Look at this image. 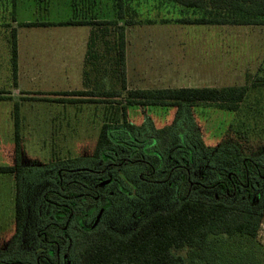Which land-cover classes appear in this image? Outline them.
Masks as SVG:
<instances>
[{
    "label": "trees",
    "instance_id": "obj_1",
    "mask_svg": "<svg viewBox=\"0 0 264 264\" xmlns=\"http://www.w3.org/2000/svg\"><path fill=\"white\" fill-rule=\"evenodd\" d=\"M33 1L39 6L49 2ZM129 1L112 0V19L99 20L93 13V5L89 0H68L67 7L71 15L67 20L19 23V27L27 28L88 27L90 30L82 67V89L58 93L22 92L27 96L21 97V100L54 102L64 106L85 103L110 105L118 103L114 102V99L124 97V105L119 110L109 106V113L105 107L92 156L66 158L47 166L49 169L60 171L64 179L60 185L56 175L55 192L46 190L41 201L55 200L59 205L60 198L56 194L59 192L66 198L63 201L65 206L60 204L58 208H50V212L57 213L55 225L50 226L47 231L48 238L57 241V245L52 246V253L57 249L60 254L68 250L75 264H220L216 250L223 237L232 244L249 246L247 251L238 248L235 253L238 252V259L250 258L254 253L252 249L264 213V151L255 152L251 147L244 146L243 143L249 144L244 134L235 142H222L216 147H208L204 144L192 115V108L197 104L215 105L220 110L236 112L246 100L249 88L229 86L129 89L126 33L129 27L137 23L135 18L132 19L137 12L130 8ZM133 1L138 4V0ZM165 1L179 9L201 13V16L195 19L175 20L178 24L264 25V0ZM10 5L11 21L15 23L16 0H10ZM5 26L10 28L12 88L18 89L17 30L8 24ZM254 87L264 88V78H259ZM40 96L56 99L49 100ZM10 99L0 94V101ZM138 107L151 112H169L173 109H176V112L169 125L156 128L149 115L140 125L128 120L127 111ZM19 109L20 103L15 101L12 106L15 165L0 167V174H13L16 180L13 203L14 232L6 245L0 248V260L10 261L15 260L25 224L27 211L22 196V183L30 171L22 166L21 162ZM118 112L121 113L119 116ZM175 146L178 149L176 159L179 166L193 167L195 175L190 186L186 168H178V171L185 175L178 182V194L174 188L166 185L149 189L142 187L143 183L137 178L138 173L124 166L127 159L136 160L143 156L155 170V173H151V179L154 180L155 176L160 174L158 170L161 171L167 165L165 160L157 162L153 154L159 152L165 159L170 148ZM130 150L132 153L128 156ZM109 160L114 162L111 173L113 181L109 186L110 190L114 191V198L107 213H111L112 217L119 215L123 219L126 209L130 206L139 208L153 205L155 210L149 215L144 213L145 217L134 229L123 235L111 232L104 226L78 233H74L69 227L65 238L61 229L66 222L70 225L74 220H86L92 216L95 207L92 197L94 177L90 171L100 163L102 166L99 169H106ZM235 160L248 162V165L253 161L257 174L249 172L246 177L245 171L241 170L243 164H235ZM151 167H148V172ZM229 175L232 176L231 180L227 178ZM169 177L170 172L161 180L168 181L166 179ZM127 179L134 185L133 189L127 190L130 193L134 190L135 195H122L118 192L126 186ZM232 180L237 188L233 187ZM246 181L247 189L244 188ZM79 193L89 195L80 198ZM247 194H251V197L248 198ZM89 222L88 220L86 223ZM68 241L71 242L70 246ZM260 264H264V251L261 252Z\"/></svg>",
    "mask_w": 264,
    "mask_h": 264
},
{
    "label": "rangeland",
    "instance_id": "obj_2",
    "mask_svg": "<svg viewBox=\"0 0 264 264\" xmlns=\"http://www.w3.org/2000/svg\"><path fill=\"white\" fill-rule=\"evenodd\" d=\"M89 1L93 5V13L99 20L113 18L112 0ZM67 2L68 0H49L48 4L43 3L39 6L33 0H16V22L12 23L10 0H0V94L11 98L3 101L0 109L5 114V122L6 113L12 111L14 102L18 101L21 110L29 112L26 116L29 122L33 119L32 127L36 128V131L31 132L34 134L32 142L25 145L21 161L22 166L30 170L22 183V196L27 211L24 240L30 242L29 245L26 243L20 245L21 255L27 252L28 246L37 244L32 238L38 218L35 210L41 206L44 192L56 190L54 177L58 170L49 169L47 166L57 160L92 156L105 107L110 113L109 106L117 107L119 110L124 105V97L114 99L116 100L114 102L118 103L110 105L91 103L63 105L66 117L60 118L57 124L62 135H51L49 133L53 129L48 127V124L55 121L50 118L57 117L53 115L55 109L61 110L55 106L61 108L62 106L54 102L21 100V97L27 96L22 94L25 91L35 94L48 89L68 91L80 88V62L89 28L19 27V23L67 20L71 15ZM137 3L129 1L130 8L137 12L136 17L132 18H135L136 25L129 27L126 33L129 88L248 86L246 100L236 112L223 111L215 105L197 104L192 108V115L206 146L216 147L222 142H235L244 134L249 141V144L243 143L244 146L251 147L255 152L264 151V88H253L259 78H264V25L178 24L174 21L183 18L195 19L200 17L201 13L179 9L165 0H138ZM5 24L17 30L21 77H26L30 70L41 72L40 78L35 81L30 82L22 77L19 89L12 88L10 28ZM65 47L68 51L67 62L66 66L62 65L66 67L62 70L67 72V79L63 71L62 77L59 76L61 65L59 54L66 52ZM34 54L35 62L30 58ZM63 56L66 55L63 53ZM52 82L55 86L51 85ZM49 83L50 86H47ZM43 97L49 100L56 99L40 96ZM175 112L176 109L169 112L165 110L151 112L138 107L130 108L126 114L128 120L135 125H140L149 115L155 127L162 128L172 122ZM49 114L51 116L48 117ZM120 114L118 112V116ZM3 129L4 140L8 137L5 134L9 131L6 127ZM59 140L62 142L59 143ZM6 145L5 140L4 146ZM112 193L113 198L114 191ZM103 194L107 195V191ZM153 207V205L139 208L130 206L126 212L132 213L131 217L137 212L149 215L155 210ZM12 211L10 201L4 198L0 205V248L6 245L14 232ZM124 218H120L119 215L112 217L111 213H107L104 218L105 227L111 232L123 235L136 225L134 220L127 221L125 216ZM219 243L216 251L220 257V264H260L261 252L264 251V213L252 249L254 252L252 257L241 259L236 257L239 255L238 252L235 253L238 248L245 252L249 246L232 244L223 237Z\"/></svg>",
    "mask_w": 264,
    "mask_h": 264
},
{
    "label": "flooded vegetation",
    "instance_id": "obj_3",
    "mask_svg": "<svg viewBox=\"0 0 264 264\" xmlns=\"http://www.w3.org/2000/svg\"><path fill=\"white\" fill-rule=\"evenodd\" d=\"M176 151H178L177 146L171 147L165 159L162 158V154L159 152L153 154L157 162H161L165 160V163L167 165L161 171L158 170L160 174L158 176H155L154 180L151 179L152 177L151 173L153 171L155 173V170H153V168L149 164L150 162L145 160L143 156H140L139 159L136 158V160L127 159V161L124 163V166L130 168L131 171L133 169L134 173L135 172L138 173L137 178L140 182L143 183L141 184L142 187H146L149 189L157 185L159 186L166 185L171 189L174 188V191L177 192L178 194V189H177L178 182L182 180L185 177V175L182 172L178 171L179 167L183 168L184 166L183 165L179 166V161L178 159H176L177 157ZM131 153H132L131 150L128 151L127 153L128 156L131 155ZM109 162L110 163L107 164L106 169L100 170L99 168L100 166H102V164L100 163L98 164L97 167L94 166V168H92L90 171L92 176L94 177L92 184V190H93L92 197L95 202V207L92 216L90 217V219L87 218L86 220L85 219L84 220L79 219L77 221L74 220L70 223V225L68 224V222H66L61 229L62 232L64 233L65 238H66V231L69 227L72 231H74V233H78L81 231H88V230H97L101 228V226L105 227L104 218L105 215L107 214V210L109 209V207H111L110 205H112V201L114 198V196L112 198L113 190H110L109 188L111 182L113 181L111 173L113 172L114 162L113 160H109ZM238 162L243 164V168L241 170L245 171L246 177L248 176L249 172H251L253 175L257 174V167L253 161H250L249 165L248 162L246 163L245 161L235 160V164H238ZM149 166L151 167L150 172H148ZM184 168H186L187 171V175H186L187 182L189 183L190 186H192V180L195 176L193 167L191 168L188 165ZM168 172H170V177L166 179L168 181H162L161 178ZM56 175L59 177L60 185H61V182H63L64 177H61L60 171H58ZM227 178L228 180H231L232 176L229 175ZM246 182L247 184L244 186L245 189L248 188V181ZM130 183L131 181L127 179L126 180L127 187L125 186L124 188H121L122 190L118 192L122 195L124 194L135 195L134 190H132L133 193L128 192L129 189L134 188V185L132 186V184ZM233 185L234 188H237L234 181H233ZM240 186H242L241 183ZM104 191H107V195L103 194ZM52 192H55V190H53ZM56 194L60 198V202H61L60 204H62V206H65V203H63V201H65L66 198L63 197V194H61L60 192ZM86 194L89 195V193H85V194L79 193L78 196L81 198L83 195ZM253 194L255 195V192ZM247 197L248 198L251 197V194H247ZM54 199L55 198H53V200ZM60 204L58 205L55 200L52 201L49 199H44L41 206H39V208H36L35 210V215H37L38 218L36 220L37 222L36 230L32 234V238L33 240H36L37 244L36 245L32 244L31 247L28 246L27 252L22 253V255L21 253H19L20 245L22 243L23 244L26 243L27 245H29L28 243L30 242L24 240V235H25V224H24L23 232L18 242V250L15 255L16 257L14 258L15 260L10 261V260L2 259L0 260V264H75L73 257L70 254H68V250L65 253L60 254L59 250L57 249V251L54 252L53 254L52 246L57 245V241H51L47 236V231L50 229V226L55 225L54 220H56V215H57L55 211L53 213L50 212V210L52 209L51 206L58 208L59 206H61ZM131 214L132 213L126 212L125 214L126 220L127 221L134 220V223L136 225L141 219L145 217V215L142 212L135 213L133 217H131ZM88 220L90 222L86 223ZM133 229L129 230L127 233L131 232ZM70 244L71 242L68 241V246H70Z\"/></svg>",
    "mask_w": 264,
    "mask_h": 264
},
{
    "label": "crops",
    "instance_id": "obj_4",
    "mask_svg": "<svg viewBox=\"0 0 264 264\" xmlns=\"http://www.w3.org/2000/svg\"><path fill=\"white\" fill-rule=\"evenodd\" d=\"M89 34H90V30L88 31V35H87V38H86V41H85V44H84V53L82 55V59H81V62H80V65H81V69H80V86H79L80 88L79 89H74V90H68V91H55L54 89H52V91H51V90L48 89L45 92H35V93L70 92V91H77V90H81L82 89V67H83V62H84V58H85L86 44H87V41H88ZM18 43L19 42H17V45H18ZM66 49L67 48L65 47V50ZM17 50H18L17 52H18V89H19L21 81H22L21 78L24 77V76L21 77V71H20V62H21V60H20L19 47H18ZM63 53L66 56H63ZM67 53H68V51L66 50V52L63 51V52H60V54H59V61H60V64H61L60 68H59V70H60L59 76L60 77H62V75H63L62 74V71H63L62 68L64 66H62V65L66 66ZM30 58H32L33 61L35 62L34 59L36 58V55L34 54ZM126 64H127V53H126ZM65 68L66 67H64V70H65ZM63 72H64L65 79H67L68 78L67 72H65V71H63ZM40 73H39L38 70H35V71L30 70L28 72L27 76L24 77V78H27L28 81H30V82L31 81H35V79H39L40 78ZM64 77H63V79H64ZM127 84H128V74H127ZM51 85H54V82H52ZM47 86H50V83ZM128 88H129V84H128ZM132 89H138V88H132ZM25 92L28 93L29 91H25ZM29 93H34V92H29ZM34 101H37V100H34ZM2 102L3 101H0V105H2ZM30 102H32V101H30ZM55 104H58V103H55ZM60 105L62 106V108L59 107V106H55V107L56 108L58 107L61 110H56L55 109V111L53 113V115H56L57 117L50 118V120L55 121V122H52V123L50 122L51 126L48 124V127L53 129L49 133L51 135H55V134L56 135H62L61 134L62 133L61 129L58 128L57 124H59V121L61 120L60 118L65 119L66 114H65V110H63L64 109L63 105L62 104H60ZM26 113H29V112L22 111L21 110V105H20L19 118H20V132H21V137H22V141H21V161H22V154H23V152L25 150V145H27L30 142H32V136L34 137V134L31 133V132H33V130L36 129V128L32 127V126H34V124L32 122L33 119H31V121L29 122L28 117L26 116ZM4 115H5L4 112L1 111V109H0V167H12V166L15 165L14 140H13V113H12V111L6 113V119H5L6 121L5 122H4ZM49 116H51V115L49 114L48 117ZM32 118H33V116H32ZM52 126H56V127H52ZM3 127L8 128V131H9L8 134L7 133L5 134L6 137L7 136L8 137L6 139H4V140H3V133H4ZM38 130H40V128H38ZM5 140L7 141V145L6 146H4V141ZM61 142L62 141L59 140V143H61ZM15 182H16V180H15V176L13 174H0V205H1V203L3 202V200L5 198V200L10 201L12 209H13L14 197H15V193H16L15 192ZM12 213H14V212L12 211ZM13 223H14V219H13Z\"/></svg>",
    "mask_w": 264,
    "mask_h": 264
}]
</instances>
